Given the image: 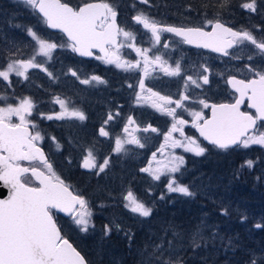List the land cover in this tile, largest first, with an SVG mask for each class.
<instances>
[{"label":"snow or ice","instance_id":"snow-or-ice-1","mask_svg":"<svg viewBox=\"0 0 264 264\" xmlns=\"http://www.w3.org/2000/svg\"><path fill=\"white\" fill-rule=\"evenodd\" d=\"M147 3L148 0H141ZM228 0H222L223 7ZM24 3L36 10L42 15L44 22L50 28H58L67 34L71 41L72 51L79 53L81 56H93V49H99L104 56H97L108 64H115L118 68L127 70L128 68H139V62L130 63L121 61L115 52H110L106 46H117V37L123 36L125 40H134L132 32L120 28L116 24L117 11L108 3H84L78 8L71 7L68 3L61 0H24ZM243 9L250 12H256V0L243 3ZM137 24H141L144 29L151 32V38L156 44L160 43L162 31L174 33L187 44H194L199 48H209L214 52H221L223 55H229L228 48L236 44H243L245 41L251 43L259 50L258 55L264 56V42L258 41L248 31H233L226 27L219 19L207 20L206 23L211 26V31H206L203 27L177 28L173 26L161 27L154 21H150L143 13L133 17ZM28 34L38 45V50L34 48V55L28 60H11L3 68H0V79L8 81L11 85L10 75L22 76L28 79L27 70L29 68H42L44 60L37 62L36 57L51 58V53L58 45L50 42L32 29H27ZM134 45L129 43L128 47ZM119 47H124L120 44ZM164 47H167L165 44ZM138 54L144 58L145 75H147V66L157 62L161 63L162 69L170 76H179L181 74L180 64L177 63L174 68L171 66L164 67L166 62H162L160 55H155L154 59L148 56V51L135 49ZM240 59V56H234ZM248 61H253L252 54L247 55ZM171 69V70H169ZM47 72V68H43ZM205 73L208 72L206 67L203 68ZM244 71L250 74L246 79H237L232 76L227 79V83L238 93L234 103H221L209 105L204 100L199 103L204 108L211 109V116L205 118L202 112H192L194 117L193 127L197 128L200 135L204 137L211 145L222 150L235 148H249L252 145L264 146V67H256L253 64H246ZM77 76L75 71L71 73ZM49 76L52 74L49 72ZM79 79V77H77ZM92 80L100 81V77L93 76ZM199 80L203 84L209 83L207 74L199 75ZM83 84H88L90 80H81ZM189 82L197 88L202 85L198 83L193 76H187L184 82V88L189 87ZM131 87V85H129ZM141 91L145 90L144 82H139ZM154 97L152 106L171 116L174 120L171 131L165 136L166 143L170 140L171 146L183 147L186 151L192 152L197 156L204 155L206 148L201 146L197 140L185 136L183 126L188 123L187 120L177 118L176 108L184 107L183 101L189 100L188 95H183L181 99L173 101L170 97L161 96L159 93L147 89ZM139 98V97H138ZM245 99L249 101V107L255 109V114L241 111V104ZM8 97L0 95V101L5 102L6 106H0V181L11 189L7 199H0V264H87L85 258L69 240L61 235L60 228L57 227L53 219L54 212H64L72 218V222L77 226L79 231L87 233L89 228H94L91 224V211L88 208V201L81 195H74L69 191V186L57 176L52 165L44 156L43 150L37 142L43 137L37 130L29 117L34 107L29 98H23L17 104L6 103ZM56 102L64 109L55 116L56 119H64L65 116L76 117L79 120L86 119L85 115L78 111H69L65 101L56 98ZM175 104V108H168L166 105ZM118 115V114H117ZM18 118V123L12 122V117ZM49 115L46 119H53ZM113 115L109 114L108 120H112ZM105 121V124L108 123ZM202 121V123H201ZM259 122V126H258ZM129 124L133 123L131 119ZM153 132L156 129H151ZM148 131V129H144ZM128 132V128H124ZM174 132H179L183 140L173 137ZM101 136L107 137L109 133L104 127L99 129ZM52 139H55L54 137ZM124 143L136 144L144 147L139 139L122 141L120 138L115 139L114 152L120 153L125 151ZM59 147V145H57ZM155 159V154H153ZM20 161H39L47 170L48 174L41 171L38 167L21 166ZM110 157H106L97 164L91 149L87 150L82 160V167L85 169H95V174L104 173L108 167ZM159 164V162H157ZM185 163L182 156H172L168 163L152 169L151 162L148 167L141 171L150 173L155 180H159L165 173H177ZM245 165L253 167L252 160H246ZM30 174L38 181V185L33 187L24 182L22 177ZM169 192L180 193L183 196H194L188 186L178 183L175 176H172L167 183ZM127 201L125 207L132 213H138L142 217H149L152 209L146 207L144 203L138 201L131 191L127 192L124 197ZM163 199V196L161 197ZM221 213L228 215V209L222 208ZM116 230H120V225H114ZM261 227V225H256ZM112 228L104 226V234L109 235ZM129 239H131V234ZM178 234L173 233L177 238ZM197 237L202 239L200 229L197 227L192 236V242L196 244ZM167 247L171 248V242H167ZM166 251L165 243L154 245L152 257L155 258V264H179L178 261L163 258ZM251 264H257L253 259Z\"/></svg>","mask_w":264,"mask_h":264},{"label":"flooded vegetation","instance_id":"flooded-vegetation-1","mask_svg":"<svg viewBox=\"0 0 264 264\" xmlns=\"http://www.w3.org/2000/svg\"><path fill=\"white\" fill-rule=\"evenodd\" d=\"M115 10L119 12V27L126 31L132 32L135 39L125 40V38L121 35L116 47H106L109 48L110 52H115L120 57L121 61H128L130 63L139 62V68H128L126 70V72L135 76L137 80L131 79L130 75L122 71L125 69L118 68L115 64H108L102 59H97V56H104V53L100 52V50H93L94 55L91 59L83 57L80 58L73 51V54L70 52V55H73V57L75 56L74 59L82 66L84 65L83 70L80 72L71 68L70 72L72 73V71H75L77 76H73L72 74L67 75L65 72L62 74H57L56 71H51L47 68V72H43L45 74L46 81L42 83L38 78L34 77L36 72L41 68H29L27 70L28 79H23V81L19 80L23 83L19 84V87L16 86V89L20 90L19 96L21 99L29 98L33 102L34 107L31 113L33 120H36V111H38L37 108L39 105L47 106L49 110H53L51 112V116L54 118L51 119V122L54 120L59 122V129H56L55 124L53 123L52 132L45 133L44 131H41V136L43 139L54 137L56 141H59V147H57L58 153L63 154L68 148L78 147L77 144L79 140L91 138L95 132L98 136H101L99 134V129L104 127L109 133V136H101L104 139V144L99 145V148L101 147L102 152L107 155L114 153L113 149L115 147V139L117 137L122 141L135 137L139 139L141 144L144 145V147H139L136 144L124 143L123 147L125 151L120 152L121 162L119 164L124 167L126 166L127 168L130 167L128 163L132 162V165H134L137 169V174H140L145 178L147 177L146 175H150V173L141 171L142 166L143 168H145V165L148 167L149 163L151 162L152 169H156L158 166H162L163 164L169 162L171 153L173 151H170V149L179 148L180 150L183 148H173L171 146L170 140L166 143L165 136L171 131L174 120L171 116L152 106V101L155 98L151 96V93L148 92L147 89H151L152 92L159 93L161 96L170 97L173 101L181 99L183 95H188L190 99L183 101L184 107L176 108L177 118H182L188 121V123L183 126L185 136L194 138L201 146H204L206 149H210L214 146L210 145V143L199 134L198 129L193 127L194 117L191 115V113L202 112L206 119L211 116V109L204 108V106L199 103L200 100H204L209 105L234 103L235 99L238 97V93L233 91L226 81L232 76H236L238 79L248 78L250 74L244 71V66L248 64V62L239 54L236 56H240V59L234 58V52H237L243 46L242 44H236L232 50L228 51L229 55L225 56L223 54H217L212 50L192 47L185 43L181 37L164 31L160 33V43L156 44L151 38V32L147 29H144L141 24H137L133 20L135 15H126L123 11L118 10L117 8ZM144 16H146L150 21H154L159 26L173 24L178 25L175 23L172 24L169 22H164V20L155 21L153 19V15ZM123 21H127L126 26L124 25ZM228 25L235 31H244L243 25H241L239 22H231ZM135 26L138 27L139 30H136ZM253 27L254 28L251 30L257 29L256 25ZM203 28L210 30L211 26ZM257 37H259V34ZM63 39L66 41L65 37ZM170 40H175L174 46L176 49L171 50L164 47V45L168 44ZM66 43L68 45L70 44L68 41H66ZM129 43L133 44L134 46L128 47ZM162 43L163 46L161 47ZM120 44H123L124 47H119ZM18 47L19 46L16 45L13 51L9 52V55L12 56ZM136 48H140L141 50H150L147 54L153 59L155 55H160L162 57V62H166L164 67L171 66V68H174L176 64L179 63L181 74L179 76H170L162 69L161 63L157 62L147 66V75H145L144 58L136 52ZM198 52L210 54L214 58H217V60L214 62L215 64L206 63L205 61H202L201 63L197 62L196 58ZM20 59L24 60L23 57ZM28 59L29 58H25V60ZM232 60H235L238 64V68H240L239 74H237L236 71L232 72ZM201 64L202 70L204 67L208 69L207 73L203 71V75L207 74L209 77L208 84H203L201 81L203 89L202 92L205 96H201L199 93V88H197L195 85H192L190 82L189 87L187 89L184 88V82L187 76L191 75L194 79L198 80L197 68L198 65ZM253 66L258 68L264 67L263 56L260 55L258 62L253 63ZM210 67L215 70L214 75L218 74L221 77L220 81L210 78ZM49 72L52 74L51 76L48 75ZM94 73L100 77V81L95 80L90 85H75L73 82H80V80L85 79L91 81V78L88 77L87 74ZM11 75L14 76L15 74L13 73ZM77 77H79V79ZM141 80L145 85L144 91H141L139 88V82ZM153 81L158 83L159 89H156L154 86L149 84L153 83ZM129 85H131V87H129ZM67 92L75 93L74 96L72 95L71 99H74V104H78L83 107V114L85 115L86 119L79 120L76 117H73V131L66 135L65 133L67 131V125L64 122H61L65 118L61 120L56 119L55 116L64 111V109H62L56 102V98L63 100L61 98L66 95L60 94H65ZM45 96L47 97L45 98ZM49 99L52 101L50 102ZM63 101L66 102V100ZM248 105L249 102L246 100L245 105L241 108V111L255 114V110L251 109ZM166 107L175 108V104L166 105ZM109 114L113 115L112 120H108ZM15 119L17 118L12 117L13 123H16ZM129 119H131L133 123L129 124ZM106 120H108L107 124H105ZM125 127L128 128V132H124ZM146 128L148 131H144ZM153 128L157 131L153 132L151 130ZM56 132H58L59 135H57ZM173 137L183 140V137L180 136L179 132H174ZM63 141L65 143H63ZM66 143L72 147H68ZM45 147L46 146H44V148ZM45 150L47 152L46 148ZM214 150L222 149L214 147ZM132 151L137 152L138 155L133 156L131 159L128 157V152ZM153 154H155V161H153ZM107 157H110V160L114 159L111 156ZM157 162H159V164ZM115 165V163H111V166L115 167ZM86 170L93 171L94 169ZM172 176V173H165L161 175L159 181H163L162 184L166 183L167 185V182ZM63 180L66 182L65 178H63ZM80 193H82V191H80Z\"/></svg>","mask_w":264,"mask_h":264},{"label":"rangeland","instance_id":"rangeland-1","mask_svg":"<svg viewBox=\"0 0 264 264\" xmlns=\"http://www.w3.org/2000/svg\"><path fill=\"white\" fill-rule=\"evenodd\" d=\"M88 1H91V0H88ZM80 3H85V2H79V4ZM110 5L113 6L115 10L119 5H121V2L119 3L116 2L115 4H110ZM76 7H79V6H76ZM0 9H5L13 14L21 13L23 12V10L30 12V14L26 16L25 18L27 20H30L28 23L24 22L23 25L14 24L16 26H13L12 23L15 20H11L12 18L9 19V21H5L3 23L2 31L5 30L7 33L5 32L3 34H0L1 38H3L1 39L2 42L0 46V68H3L5 64L7 62H10L11 60H17V59H20L21 57H23L24 60L25 58H30L31 56L34 55V48L38 50V45L36 44V41H34L32 37L28 34L27 29L30 28L33 31H36L38 35H40L44 39L50 42H54L58 45V47L52 51L50 59L46 57L37 56L38 62L41 60H44L45 63L43 64V67L39 69V71L36 72L34 77L38 78L42 83L46 81V77L44 74L46 72L43 70V68H48L51 71H56L57 74H60V73L62 74L65 72L67 75L71 74L70 72L71 68L78 72L83 70L84 65L82 66L78 61H76L74 59L75 56L73 57V55H70V52H72L73 54V51L70 47L71 41L69 42L65 38L66 41L70 43L68 45L66 41L63 39L64 36L62 34H59V33L57 34L49 30L46 27V23L44 22V20L38 16V14L36 13L34 9H32L27 4H25L24 0H0ZM247 11L250 12L249 10ZM2 12H0V15ZM253 13L254 12H250L251 15H253ZM20 17L23 18V15H21ZM204 17L205 16L200 15V20H202ZM154 20L159 21L156 19ZM164 22H168V21L164 20ZM123 23L125 26L127 25V21H123ZM177 24L185 26L182 23L177 22ZM255 25L257 29L251 30L254 27L248 25L244 27L243 30L248 31L255 38L259 34V37H257L256 39L258 41L264 42V28L262 27L260 28V25L257 23ZM192 26H196V25H192ZM197 26L208 27L210 25H208L207 23H204V25H197ZM10 29L12 30L10 31ZM135 29L139 30V28L136 26H135ZM174 43H175V40L174 41L170 40L168 44H166L167 45L166 48L171 49V50L176 49L174 46ZM16 45H18L19 47L16 49V51L13 53L12 56L9 55V52L13 51ZM242 45L243 46L237 52H234V56L239 54L241 57L246 59L247 55L252 54L254 59L253 61H248L246 59L248 64L257 63L260 58V55L257 54L259 50L256 49L255 46L251 45V43L248 41H245ZM162 46H163V43L161 47ZM196 59H197V62H200V63L202 61H205L206 63H212V64H215L214 62L217 60V58H214L210 54H203L200 52L197 53ZM263 62H264V56H263ZM201 66L202 64L198 65L197 70H198V82L202 85L201 80H199V75H203V70L201 69ZM231 69H232V72L236 71L237 74L240 73V68H238V64L236 63L235 60H232ZM210 70H211L210 78L220 81L221 77L218 74L214 75L215 70H213V68L211 67H210ZM122 71L130 75L131 79L137 80V78L133 76L131 73L126 72V70H122ZM87 75L90 78H92L93 76H97L95 75V73L87 74ZM23 79L24 78L22 76L10 75V80H11L10 86H9L8 81H3L2 79H0V95L8 97V100L6 103L15 105L21 99V97L19 96L20 90L16 89V86L19 87V84L23 83L22 82ZM19 80H22V81H19ZM93 81L95 80L91 79L90 83L84 84V85H90ZM73 82L75 85L83 84L81 82H76V81H73ZM149 84L154 86L156 89H159L158 83H156L155 81ZM202 91L203 89L201 86L199 87V93L201 96H205ZM74 94H75L74 92L72 93L67 92L65 94L61 93L60 95H66V96H63L61 99L66 100L67 108L69 111L78 110L83 113L84 111L83 107L81 105L74 104V99L73 98L71 99L72 95L74 96ZM46 97L47 96H45V98ZM49 101L51 102L52 100L49 99ZM0 106H6L5 102L0 101ZM37 109H38V111H36L37 121L33 120L32 115L27 117L34 124L37 125V130H39L40 132L44 131L45 133H48V132L51 133L53 130V123L55 124V128L59 129V122H57L56 120L51 122V120L46 119L47 116L51 115V112L53 111L52 109L49 110V108H47V106H44V105L42 106L39 105ZM72 118L73 117H69L66 115L64 120L61 119L62 120L61 122H64L67 125V131L65 133L66 135L73 131V125H72L73 119ZM15 120H16V123L19 122L18 118ZM56 134L59 135L58 132H56ZM52 138L53 137L42 139L41 141L37 143L38 144L41 143L43 146H46L47 149L52 152V153L50 152L51 155L56 157L57 162H58V165H57L58 167L52 166L53 172L62 179L63 177L62 174L68 171V173L65 174V177H64L66 180H68V179H71V176H70L71 171L69 170V168L84 169L82 171L85 172V175H86L85 177L87 179L86 182L83 179H81V178H84V174L81 172L80 173L76 172L75 174L77 178L75 179L76 180L75 182H78V185L75 184L72 179L71 181L68 180L67 182L70 181L69 183L72 184L73 187L77 191H79L80 189L82 193L84 192L86 194L84 195L85 197L88 196L89 194L93 198L92 200L88 198L87 201H88V208L92 213L90 221H91V224L95 225V227L94 228L90 227L87 233L79 231V229L72 222V220L62 219V218L57 219L59 226H61L64 232H66L68 235H70V237H72V240L71 239L70 240L74 243V245L77 246L76 248L81 250L83 255L86 257V259L90 263L92 264H120L121 257H122V251H120L118 247V245L120 244L119 239L123 238L124 240L126 239L129 242H131L132 238H135L137 236V235L136 236L133 235V233L130 230L125 231L123 226L120 224V222L123 224L125 223L126 219L124 218V215L127 212L132 214V215H129V221H128L129 224H136V223H133L136 219V216H138L139 219L147 220V221L141 222L140 224L137 223L141 228L145 229L146 232H149V230L150 231L153 230V228L151 227L152 225H155V222L157 225H159V223L165 220L163 222V224H165L163 227L164 231H166L170 226L173 227V224L175 223L177 225L176 212H173V214L170 216V218L172 219L171 221L167 219L165 215L163 214V213H166L165 211H162V209L157 210L155 208L156 205L158 207V205L163 204L165 196L163 195L164 191H162L160 187L163 184L160 185V182L154 181V178L152 177L151 174L146 175L147 177H149L146 179H149V180H147V182L145 183V187L142 185V182H137L136 180L138 178L137 176L138 172L135 166L132 165V162L128 163L130 167L126 168V166L124 167L119 164L121 162L120 153L114 152V153H110L109 155L103 153L101 150L102 148L101 147L99 148V145L104 144L103 143L104 139L101 136H98L96 132L93 134V136H91V138L79 140L77 144L78 147L68 148L63 154L58 153L57 145H59V141H56L55 139H52ZM63 143L65 142L63 141ZM66 145L68 147H72L68 143H66ZM88 149L92 150L93 156L96 158L97 164L102 162V160L106 158L107 156H111L114 158L113 160L109 161V165L105 169L104 173H100L99 175H96L95 169L93 171H88L81 166L83 157L86 155ZM239 149H241L239 155L241 158H243L241 159V161H244V163L242 164L237 163L239 172L241 173L240 174L241 181L247 183L252 178L255 179V181H258V178H259L260 181L263 180L262 183L264 185V146L252 145L249 148H239ZM171 150H173L171 153V157L172 156H182L184 158V155L188 157H190L191 155V157L193 158H200L202 156L207 157L208 155H210L208 159H210L211 162L213 161V157L211 156V153L213 152L217 153L218 151V150H214V147H213V148L206 150L204 155L197 156L192 152L186 151L184 148H181L180 150L179 148L170 149V151ZM128 154H129L128 157L131 159L133 156L138 155L137 152H133V151L128 152ZM185 159L186 158H184V160ZM246 160H252L253 167L251 168L247 167L245 165ZM153 161H155V159H153ZM215 162L218 163L217 161ZM111 163H115L116 164L115 167L111 166ZM187 164L184 163L181 166V168H187L186 167ZM31 166H36V167H39L40 169L42 168L46 172H48V170L42 164L40 165L38 163H34ZM68 166L69 168H67ZM231 166H234L233 162L231 163ZM145 167L147 166L145 165ZM182 171H187V169H183V170L180 169L179 172L172 173V175L178 178L180 174L182 173ZM115 176L117 178L116 183L114 181L116 179ZM177 178L176 180L178 181V183L181 182L180 184H183V180L186 179V178H181V177L178 179ZM26 181H28L29 184H35V181H33L32 178ZM209 181L210 179L207 180V182ZM192 186H193V190L200 188L199 189L200 192L198 196L206 195V197L210 198L209 200L212 201L214 204L217 201L222 202V199L215 196L214 194L217 189L212 188L213 187L212 181L210 184H203V186L197 185V184H192ZM245 189L247 188L245 187ZM252 190H254L255 192L257 191L256 189H252ZM128 191H131L138 201L144 203L146 207H150L152 209V214L149 217H142L138 213H132L128 208L125 207V204L127 203V201L124 199V197L127 195ZM116 193H119V194H116ZM169 194L180 195V193L168 191V195ZM162 196H163V199H161ZM221 196L224 197L225 195H221ZM155 217H156V220H155ZM148 218L152 219L153 222H150ZM115 224L120 225V230L115 229L114 227ZM105 225H108L109 227L112 228V231L109 235L104 234ZM126 233L131 234V239H129V235H126ZM136 234H138V237L140 236L139 233H136ZM153 251H154V247L151 249V251H149V257L151 260L152 259L155 260V258L152 257L151 255Z\"/></svg>","mask_w":264,"mask_h":264},{"label":"trees","instance_id":"trees-1","mask_svg":"<svg viewBox=\"0 0 264 264\" xmlns=\"http://www.w3.org/2000/svg\"><path fill=\"white\" fill-rule=\"evenodd\" d=\"M63 1L73 6H79L81 4L79 2L88 0ZM101 1L109 4L121 2L118 9L126 15L143 13V15H153L156 20H166L172 24L178 22L184 25H204L207 20L219 19L227 23L239 22L243 27L250 25V22H252L253 25L257 23L260 28H264V0H256V12L253 15L241 7L243 3L250 2V0H228L223 7L221 6L222 0H148L147 3H143L141 0ZM0 12H2L0 15V34L6 32L5 30L2 31L3 23L11 18V20H15L12 23L13 26L23 25L24 22L28 23L30 21L25 19L30 14L26 10L17 14L10 13L5 9H0ZM21 15H23V18L20 17ZM200 15L205 17L200 20ZM1 39L3 38L0 36V46ZM45 148L47 149V147ZM240 151L239 148L218 150L217 153H211L212 162L208 159L210 155L200 158L184 155V158H186L185 163H188L187 168L180 169H187V171H182L178 178H186L183 180V184L188 186L191 191L193 190L192 184L203 186V184H210L212 181V188L217 189L214 194L221 198L222 202L217 201L218 203L214 204L206 195L198 196L200 188L193 190L195 195L191 197L182 194L168 195L167 185L166 183L163 184L160 187L164 191V201L162 205H158V207L156 205L155 208L165 211L166 213L163 214L171 221L170 216L173 212H176L177 225L175 223L173 227L170 226L164 231L165 224L163 222L165 220L159 225L155 222V225L151 224L152 227L150 226L153 230L146 232L138 224L147 220L139 219L136 216L133 222L136 224H129V215L132 214L127 212L124 215L125 223L119 222L125 231L130 230L133 235L137 236L132 238L131 242L123 238L119 239L120 244L118 247L122 251L120 264H155V260H151L149 257V251L154 245L162 242L165 243L166 248L163 258L178 261L179 264H251L253 259L257 261V264H264L263 180L260 181L258 178V181H255L252 178L247 183L241 181V173L237 165L244 163V161H241L243 158L239 155ZM50 152L47 149L50 163L56 167L58 165L57 159ZM232 162L234 166H231ZM69 170L71 171V179L75 184L78 185V182H75V179H77L76 172L83 173L84 178L81 179L87 181L85 172L81 168H69ZM67 173L68 171L62 174L63 178ZM137 176L136 181L142 182L145 187V183L149 180L146 179L148 177L144 178L140 174H137ZM30 178L31 176H25L23 180L26 181ZM71 179L68 180L71 181ZM208 179H210L209 182H207ZM114 181L116 183L117 178ZM157 181L160 182V185L163 183V181ZM26 182L29 184L28 181ZM252 189L257 191L255 192ZM220 194L225 196L222 197ZM84 195L86 194L84 193ZM85 198L86 200L88 198L93 199L89 194ZM222 208L228 209V215L221 213ZM57 217L58 219L62 218L60 215H57ZM148 219L153 222L152 219ZM256 225H261V227H256ZM197 227H199L202 236V239L199 237L196 239V244L199 246L194 245L192 242L193 232ZM136 233H139L140 236L138 237ZM173 233L178 234V237L174 238ZM63 235L72 240V237L64 231ZM167 242H171V248L167 247ZM89 264L92 263L89 262Z\"/></svg>","mask_w":264,"mask_h":264},{"label":"water","instance_id":"water-1","mask_svg":"<svg viewBox=\"0 0 264 264\" xmlns=\"http://www.w3.org/2000/svg\"><path fill=\"white\" fill-rule=\"evenodd\" d=\"M61 2H63L62 0H61ZM65 3V2H64ZM87 3H104V2H102V1H99V0H93V1H91V2H87ZM69 4V3H68ZM70 5V4H69ZM71 7H74V6H72V5H70ZM80 6H82V5H80ZM75 8V7H74ZM38 13V12H37ZM39 14V13H38ZM41 17H42V15L41 14H39ZM118 12H117V17H116V24L119 26V24H118ZM223 23V22H222ZM223 24H225V26L226 27H229V28H231L233 31H235L232 27H230L229 25H227L226 23H223ZM46 26H47V28L48 29H50V30H52L53 32H56V33H58V32H61L65 37H66V39L68 40V41H70L69 40V38H68V36H67V34L66 33H64L63 31H61L60 29H58V28H50L47 24H46ZM168 25H162L161 27H167ZM170 26H172V25H170ZM173 27H177V28H190V27H187V26H185V27H181V26H177V25H173ZM196 27H198V26H196ZM206 30V29H205ZM206 31H211V29L210 30H206ZM172 34H174V33H172ZM119 37H117V44H118V42H119ZM188 45H190V46H192V47H195V48H197L194 44H188ZM236 45H234L232 48H234ZM199 48V47H198ZM232 48H228L227 49V51H230V50H232ZM204 49H206V50H211V49H209V48H204ZM93 50H99V49H93ZM215 53H217V54H223V53H221V52H215ZM76 54H77V56L78 57H80V58H87V59H91L93 56H81L79 53H77L76 52ZM238 79V78H237ZM229 86L231 87V85L229 84ZM231 89L233 90V91H235L232 87H231ZM239 95V94H238ZM246 100L247 99H245V101H244V103L243 104H241V108L245 105V102H246ZM235 102V101H234ZM249 102V101H248ZM251 109H253V108H251ZM255 110V109H254ZM200 134V133H199ZM42 150H43V153H44V156L47 158V160L49 161V157L47 156V154H46V152H45V150H44V148L42 147V146H39ZM33 162H38L39 164H41L39 161H33ZM33 162H29V161H20V164H21V166H24V167H31V166H29V164L30 163H33ZM40 169V168H39ZM41 171H43V172H45L43 169H40ZM45 174H47L46 172H45ZM28 175H30V174H26L25 176H28ZM32 179L34 180V181H36L35 180V178L34 177H32ZM36 183L38 184L39 182L38 181H36ZM29 186H33V187H35V185H29ZM69 191H71V189L69 188ZM72 193H73V191H71ZM10 193H11V189L8 187V186H5L4 184H3V181H0V199H7L8 198V196L10 195ZM74 194V193H73ZM75 195V194H74ZM56 213H58V214H60V215H62L63 217H70V216H68V214L67 213H64V212H58V211H56ZM53 219L55 220V222H56V224H57V227L58 228H60V231H61V235H62V230H61V227L58 225V223H57V221H56V219H55V216L53 215ZM66 238V237H65ZM68 239V238H67ZM69 240V239H68ZM69 243H71L72 245H73V243L69 240ZM73 247H75L74 245H73ZM76 248V247H75ZM77 249V248H76ZM77 251H79L80 252V254L83 256V254L81 253V251L80 250H78L77 249ZM84 257V256H83ZM85 258V257H84ZM86 260V259H85ZM87 261V260H86ZM87 264H88V262H87Z\"/></svg>","mask_w":264,"mask_h":264}]
</instances>
